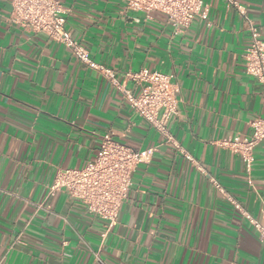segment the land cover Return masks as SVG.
Wrapping results in <instances>:
<instances>
[{"label":"crops","instance_id":"obj_1","mask_svg":"<svg viewBox=\"0 0 264 264\" xmlns=\"http://www.w3.org/2000/svg\"><path fill=\"white\" fill-rule=\"evenodd\" d=\"M67 30L97 63L126 78L142 69L172 75L178 115L173 143L138 116L113 82L65 45L10 22L0 0V264H264V141L252 171L223 147L264 119V88L246 73L250 24L264 41V0H203L208 21L177 28L164 14L129 11L124 0H59ZM109 133L141 164L118 224L65 191L48 197L57 170L92 162ZM190 156L191 159L187 158Z\"/></svg>","mask_w":264,"mask_h":264},{"label":"built area","instance_id":"obj_2","mask_svg":"<svg viewBox=\"0 0 264 264\" xmlns=\"http://www.w3.org/2000/svg\"><path fill=\"white\" fill-rule=\"evenodd\" d=\"M129 11L150 15L158 12L168 17L177 28H189L196 18L208 21L209 9L203 0H124ZM237 5L235 0H228ZM11 23L25 31L40 33L70 48L74 55L90 69L100 71L115 84L124 99L136 111L139 117L161 133L167 142L174 138L167 129L168 122L178 115L179 89L173 82V76L159 71L142 69L128 72L126 78L139 88L136 95L124 85L117 83L114 71L95 62L89 51L75 41L67 30L68 10L59 0H10ZM250 24L251 45L245 54L246 73L254 77L264 88V41L259 27ZM264 93V92H263ZM252 133L246 140H223L221 145L240 155L252 171L254 150L264 141V119H254L249 123ZM156 149L135 150L119 141L109 133L102 137V143L96 158L81 169L57 170L55 179L49 188L48 197L65 191L75 200L84 203L89 213L105 222L102 245L110 231L118 224L119 215L128 193L133 186L134 175L138 167L150 162ZM187 158L191 159L190 156ZM264 242V225L244 213ZM95 259L105 264L100 255Z\"/></svg>","mask_w":264,"mask_h":264}]
</instances>
